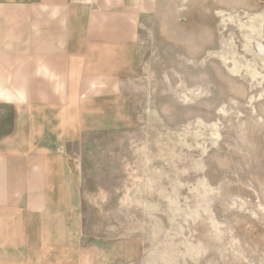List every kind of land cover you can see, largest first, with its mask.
<instances>
[{
  "label": "rangeland",
  "instance_id": "rangeland-1",
  "mask_svg": "<svg viewBox=\"0 0 264 264\" xmlns=\"http://www.w3.org/2000/svg\"><path fill=\"white\" fill-rule=\"evenodd\" d=\"M153 23L122 118L70 144L75 239L51 257L264 264V0H162Z\"/></svg>",
  "mask_w": 264,
  "mask_h": 264
},
{
  "label": "crops",
  "instance_id": "crops-1",
  "mask_svg": "<svg viewBox=\"0 0 264 264\" xmlns=\"http://www.w3.org/2000/svg\"><path fill=\"white\" fill-rule=\"evenodd\" d=\"M161 1L0 0V264H61L73 246L70 144L106 106L122 118Z\"/></svg>",
  "mask_w": 264,
  "mask_h": 264
}]
</instances>
